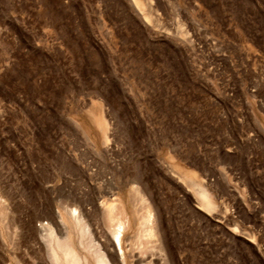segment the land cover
I'll use <instances>...</instances> for the list:
<instances>
[{
    "label": "rangeland",
    "instance_id": "1",
    "mask_svg": "<svg viewBox=\"0 0 264 264\" xmlns=\"http://www.w3.org/2000/svg\"><path fill=\"white\" fill-rule=\"evenodd\" d=\"M142 1L0 0V264L102 200L145 264H264V0Z\"/></svg>",
    "mask_w": 264,
    "mask_h": 264
},
{
    "label": "bare ground",
    "instance_id": "2",
    "mask_svg": "<svg viewBox=\"0 0 264 264\" xmlns=\"http://www.w3.org/2000/svg\"><path fill=\"white\" fill-rule=\"evenodd\" d=\"M129 1L134 11L146 22V19L148 20V15L145 14L146 10L144 11L143 1ZM86 114L87 116L89 115L88 113ZM95 117L98 129L102 130V116ZM177 165L180 164L178 163ZM184 174L188 180H190L191 187L197 199L200 201V205L208 210L213 208L215 203L212 197L206 188L195 180L196 176L192 170H185ZM135 193L139 197H142L138 189H135ZM98 205L104 210L107 217L106 219L110 222H108V224H110L108 228L104 230L94 228L93 232L92 227L91 231H89L90 229L88 226L86 227V224L82 220L84 218L81 217V214L78 215L75 213L76 208L66 209L65 215L59 212H53L49 221H43L37 228L35 227V232L37 236L39 235L37 237V240H39L38 243L45 249L48 257L46 259L47 264H145L148 261L147 259H149V257H146V255L141 252L144 248V246L141 245L143 243L137 241L135 242L136 245H133L126 240L123 234V230L125 232L126 229H123V222L120 220L118 213L124 212V207L121 205L119 209L114 202L105 200L100 201ZM89 232L94 233V237L91 236L92 233L90 234ZM97 232L100 233V237L97 235ZM143 232L142 235H145V237L146 235L151 236L153 232L152 226L146 227ZM142 235L140 233L139 237ZM132 239L134 238H131V240ZM17 264H19V262H17Z\"/></svg>",
    "mask_w": 264,
    "mask_h": 264
}]
</instances>
